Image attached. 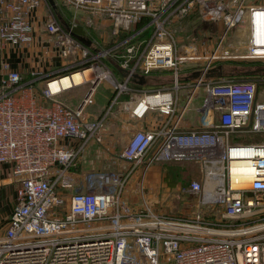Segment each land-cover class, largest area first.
I'll return each mask as SVG.
<instances>
[{"label":"built area","instance_id":"obj_1","mask_svg":"<svg viewBox=\"0 0 264 264\" xmlns=\"http://www.w3.org/2000/svg\"><path fill=\"white\" fill-rule=\"evenodd\" d=\"M62 1L71 11L65 22L50 5L46 14L38 13L46 0H0V168L14 181V205L0 230V264H139L141 256L147 264H162L161 257L168 264H264V141L230 140L238 130L264 132L258 82L201 74L194 84L177 83L182 68L191 74L231 58L264 62V3ZM196 9L223 24L215 48L180 43L170 27L176 16ZM101 17L110 20L114 34H125L109 47L75 33L78 18L86 29ZM245 22L244 42L225 45V34ZM139 35H145L143 46L132 60ZM35 46L65 59L63 65L52 72L35 64L25 71L11 67L6 51L36 54ZM121 47L125 54L113 59L110 53ZM156 68L172 70L174 84L120 98L132 76ZM85 69H91L87 76ZM75 72L81 73L78 82ZM63 76L72 80L69 85ZM104 80L113 91L103 113L90 118L85 105ZM81 85L87 89L77 104L61 97ZM198 93V126H181ZM117 104L130 117L158 112L162 120L122 139L124 166L82 169L81 152L91 140L102 143L103 121ZM169 160L198 161L201 175L186 187L197 196L196 208L177 216L131 205L123 190L135 171L143 190L151 166ZM216 175L217 192L208 197V181ZM210 203L221 206L220 218H204L201 208Z\"/></svg>","mask_w":264,"mask_h":264},{"label":"rangeland","instance_id":"obj_2","mask_svg":"<svg viewBox=\"0 0 264 264\" xmlns=\"http://www.w3.org/2000/svg\"><path fill=\"white\" fill-rule=\"evenodd\" d=\"M227 1V0H226ZM232 4L238 3L240 0H229ZM48 4H47V3ZM45 6L50 5L49 9L54 16L61 22H65L70 16L71 11L62 0H53L52 4L49 0H46ZM247 4H259L264 3V0H244ZM80 23L76 30L82 31L85 36L92 39L93 45L97 47H109L112 44L123 38L124 32L114 34L112 32V25L110 20L105 17H101L97 20L96 25H89L86 29H82L81 19H77ZM246 22L241 23L239 26L231 28L226 34L223 43H243L245 40V28ZM177 40L180 43L192 44L191 42H203L207 48H215L219 36L223 33V24L220 20L210 19L205 16L200 10L196 9L183 16H176L170 23ZM82 29V30H81ZM147 32H145L146 35ZM145 35H139L134 39V56L130 59H134L139 54L143 42L142 37ZM235 50V48H234ZM124 48H118L110 53L113 59H116L115 54H125ZM25 55L27 52L25 51ZM61 61L62 58H56ZM55 61V60H54ZM225 62L224 76L227 79L237 78H254L258 82L259 96L264 98V62H255L249 60H240L237 58H231ZM47 67V65H46ZM253 71H248L252 70ZM161 85L170 84H153L155 87ZM86 85H81L64 91L61 97L71 103L77 104L86 91ZM201 89H199L200 92ZM113 91V86L107 84L104 80L102 84L97 87V91L92 97V101L85 105L84 112L86 116L95 118L100 116L107 107V99ZM110 93V94H109ZM97 94V95H96ZM107 97V99H106ZM106 103V104H104ZM159 117H161L159 115ZM231 141L237 140L242 142L251 141H264V132L251 131V130H238L231 134ZM82 153L80 157H82ZM82 159V158H80ZM81 164V160H80ZM86 170H96L99 168H85ZM200 165L195 160H169L156 162L147 171L145 176V188L139 189V172L133 174L130 178L128 185L123 190V196L131 205L137 208H144L145 204L149 205L152 210L177 216H187L196 208V194L186 190L188 183L194 179L200 177ZM14 205V181L10 179L5 168H0V230L4 227L7 217ZM208 206V207H207ZM210 203L202 207L205 219L214 220L220 218L221 206H215ZM213 207V208H212ZM212 209L215 214L207 215V212ZM162 264H168L164 261L163 257L160 258ZM139 264H147L144 257H140Z\"/></svg>","mask_w":264,"mask_h":264},{"label":"crops","instance_id":"obj_3","mask_svg":"<svg viewBox=\"0 0 264 264\" xmlns=\"http://www.w3.org/2000/svg\"><path fill=\"white\" fill-rule=\"evenodd\" d=\"M46 11H48V7L46 6L38 9V13L40 15L46 14L45 13ZM75 33L76 35L83 36L86 39H89L91 42V38L85 36L82 31H78L75 29ZM191 43L201 49L205 47L204 46L205 44L203 42L200 43L191 42ZM35 48L37 50L36 54H33L32 51L26 50L27 55H25V52H23L22 55H19V53L13 49L11 50L9 49L8 51H6V56L10 62L11 67L14 69L25 71L26 69L30 68L32 65L35 64L38 68L44 70L45 72H52V71H56L61 67V65H63L65 59L62 58L61 61L56 60V58H60V56H58L57 54H54L49 50L46 51L37 46H35ZM224 63L225 62L219 63L218 64L219 67L217 66L213 71L209 72V75L207 77L224 76V72H225ZM114 73L119 80H123L121 71H119L118 68H115ZM198 76L199 75H197L196 72L188 74L187 71L184 68H182L180 70L177 83L194 84L192 81ZM174 82H175L174 72L172 70L156 68L153 69L148 74H144V75L137 74L136 76L135 75L132 76L127 83L130 86L129 91L121 94L120 98L126 99L132 93L148 92L150 90L157 88L153 86V84L171 85L174 84ZM102 83L103 81L100 84ZM107 84L110 83L107 82ZM170 85H161L159 87L162 86L168 87ZM180 93H181L180 97L182 98V96L185 93L184 89H182ZM199 104H200V93H198V95L196 94V97L192 101V105H191L192 107L185 112L182 119L180 120L181 126H184L186 128H193L198 126L199 115H198V111L196 110V107L199 106ZM114 109L115 111L113 113H109L103 121L104 139L102 143L100 144L94 140H91L84 147L82 157H80L82 158L80 159L81 160L80 166L82 168L85 167V168L111 169V168L124 166L125 163L119 157V151L122 146L121 143L122 139L128 136L130 130L132 129H138L143 126L153 125L154 123L162 120L161 119L162 115L159 114L158 112L148 113L143 118H134V117H130L128 110L122 109L120 107V104L115 105ZM159 115L161 117H159ZM135 173L137 172L135 171Z\"/></svg>","mask_w":264,"mask_h":264},{"label":"bare ground","instance_id":"obj_4","mask_svg":"<svg viewBox=\"0 0 264 264\" xmlns=\"http://www.w3.org/2000/svg\"><path fill=\"white\" fill-rule=\"evenodd\" d=\"M90 70L91 69H85V71H84V74L87 76L88 75V72H90ZM99 70H95V72H98ZM81 75V73L80 72H75V73H73V79H74V82H78L79 80H80V76ZM70 81H72L71 79H69V77L68 76H63L62 77V82H63V84L64 85H69V82ZM51 87L53 88V89H56V87H57V84L55 83V82H53L52 84H51ZM217 180H219V177L216 175V176H214V177H211L210 179H209V181H208V185H211L210 186V189L207 191V196L208 197H211L212 195H214L217 191V188H216V185L217 186H219V184H217ZM248 180H249V178L248 177H245L243 180H242V182H243V184H245V185H247L248 184ZM216 188V189H215Z\"/></svg>","mask_w":264,"mask_h":264},{"label":"water","instance_id":"obj_5","mask_svg":"<svg viewBox=\"0 0 264 264\" xmlns=\"http://www.w3.org/2000/svg\"><path fill=\"white\" fill-rule=\"evenodd\" d=\"M52 4H54V2H53V0H49ZM79 36V35H78ZM79 38L80 39H82L84 42H86V43H89L90 42V40L89 39H86L85 37H83V36H79ZM219 67V66H218ZM215 69V68H214ZM214 69H211V70H208V71H206V72H201V71H199V72H196L197 73V75H203V76H208L209 75V72H211V71H213ZM248 71H252V70H248Z\"/></svg>","mask_w":264,"mask_h":264},{"label":"trees","instance_id":"obj_6","mask_svg":"<svg viewBox=\"0 0 264 264\" xmlns=\"http://www.w3.org/2000/svg\"><path fill=\"white\" fill-rule=\"evenodd\" d=\"M252 71H253V69H252Z\"/></svg>","mask_w":264,"mask_h":264}]
</instances>
